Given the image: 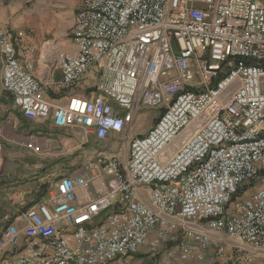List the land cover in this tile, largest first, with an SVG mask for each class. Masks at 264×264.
Here are the masks:
<instances>
[{
	"label": "built area",
	"instance_id": "built-area-1",
	"mask_svg": "<svg viewBox=\"0 0 264 264\" xmlns=\"http://www.w3.org/2000/svg\"><path fill=\"white\" fill-rule=\"evenodd\" d=\"M72 37L61 84L98 72L97 92L54 104L35 47L0 28L2 83L27 119L101 143L141 106L161 116L125 157L97 155L32 205L23 229L9 224L0 248L16 250L2 264L121 263L149 241L166 262L198 263L213 232L264 249V0H79Z\"/></svg>",
	"mask_w": 264,
	"mask_h": 264
},
{
	"label": "crops",
	"instance_id": "crops-1",
	"mask_svg": "<svg viewBox=\"0 0 264 264\" xmlns=\"http://www.w3.org/2000/svg\"><path fill=\"white\" fill-rule=\"evenodd\" d=\"M78 4L79 0H66L65 4H57L60 6L56 7L58 9L53 10L51 14L42 11L43 22L46 21L47 26H54L58 31L56 36L43 41L42 38L35 36L32 30L23 28L31 24L28 20L24 24L17 17L18 10L22 6L17 3V0H0V28L12 32L16 47L19 45L35 47L34 75L43 86L41 96L54 104L65 102L74 94L92 98L97 92L98 72L87 73L79 83L71 88L61 84L62 72L57 63V56L60 52L76 50L72 29L76 21ZM37 7L39 8V5ZM63 8L67 12V19L63 17ZM33 10L31 8L30 11H25L26 15L30 16ZM39 13L37 11L38 16ZM2 65L3 62L0 59V145L3 148L0 166V237L9 224H15L23 229L27 224L29 208L44 200L49 188L62 176L86 173L87 163L99 154L120 157L127 155V151L125 154L122 153L125 150V142H122L124 143L122 150L119 146L120 142H111L107 145L109 137L101 143L93 134L83 139L84 129L79 125L59 128L53 125L51 117L37 120L27 119L15 105L13 95L3 86ZM143 119L144 114L139 108L133 124L124 132L118 133L126 135L127 144L131 138L143 135L136 133ZM199 226L207 229L205 223ZM211 237L212 245L206 258L212 254V251H215L214 246L219 248L218 252H225L229 244L232 250L237 249V255L243 256L249 251L250 254H259L264 257L262 248L252 250L240 240L229 237L221 240L215 232L211 233ZM24 239L25 237L22 242L25 241ZM15 250L12 247L0 248V264L4 258L13 257ZM162 252V249H152L149 241L137 253L131 254L127 262L152 264L157 254L161 256L162 264H202L203 262H166L162 258Z\"/></svg>",
	"mask_w": 264,
	"mask_h": 264
},
{
	"label": "rangeland",
	"instance_id": "rangeland-1",
	"mask_svg": "<svg viewBox=\"0 0 264 264\" xmlns=\"http://www.w3.org/2000/svg\"><path fill=\"white\" fill-rule=\"evenodd\" d=\"M17 3L21 6V9L18 10L17 17L22 20L25 24V21L28 20V23L31 24L29 26H23V28H27L29 31L32 30V33L42 38V40H47L50 38H53L57 35L58 31L53 26H47V22L42 20L41 14L42 11L49 12L50 14L56 11V7H59L60 5L57 4H65L66 0H17ZM39 5V8L37 7ZM33 8V12L31 11L30 16H27L25 11H30V9ZM54 10V11H53ZM37 11L40 12L39 16L37 15ZM63 17L64 19H67V12L65 11V8H63ZM22 24L20 25V27ZM163 106H141L140 111L144 114V119L142 125L137 129L136 133L138 134H145L147 131L150 130L152 125L155 123V121L161 116ZM142 118L141 116L139 117ZM128 138L124 134H112L107 139V145H110L111 142H120L119 146L124 148L125 142V150L122 151L123 154H125V151L128 150V144H127ZM215 251H212L211 255H208V257L202 262V264H264V257L259 254H250L251 252L247 251L243 256L237 255L236 248L232 250V246L229 244L227 248H225V252H218L217 247H213ZM244 253V252H243ZM155 258V260H154ZM153 258L152 264H162L161 262V256L158 254L156 257ZM114 264H130L128 262H115ZM150 264V263H148Z\"/></svg>",
	"mask_w": 264,
	"mask_h": 264
}]
</instances>
